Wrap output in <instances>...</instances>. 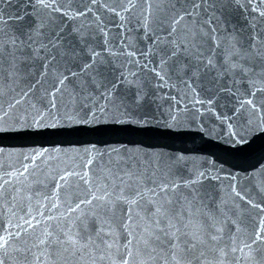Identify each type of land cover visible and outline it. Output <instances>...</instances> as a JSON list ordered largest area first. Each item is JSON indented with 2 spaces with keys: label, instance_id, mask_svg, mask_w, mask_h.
Here are the masks:
<instances>
[{
  "label": "snow or ice",
  "instance_id": "obj_1",
  "mask_svg": "<svg viewBox=\"0 0 264 264\" xmlns=\"http://www.w3.org/2000/svg\"><path fill=\"white\" fill-rule=\"evenodd\" d=\"M0 264H264V0H0Z\"/></svg>",
  "mask_w": 264,
  "mask_h": 264
},
{
  "label": "water",
  "instance_id": "obj_2",
  "mask_svg": "<svg viewBox=\"0 0 264 264\" xmlns=\"http://www.w3.org/2000/svg\"><path fill=\"white\" fill-rule=\"evenodd\" d=\"M70 163H71V162H70ZM69 183L74 185V184H75V181H74V179H71V178H70V181H69Z\"/></svg>",
  "mask_w": 264,
  "mask_h": 264
}]
</instances>
